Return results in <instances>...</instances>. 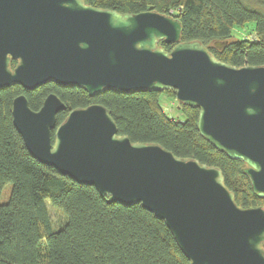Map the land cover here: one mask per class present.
<instances>
[{"label":"water","instance_id":"1","mask_svg":"<svg viewBox=\"0 0 264 264\" xmlns=\"http://www.w3.org/2000/svg\"><path fill=\"white\" fill-rule=\"evenodd\" d=\"M182 31L177 17L156 10L0 0V89L49 81L91 95L174 89L180 103L200 107V133L243 160L252 190L264 197V65L219 60L199 40L180 41ZM160 40L176 44L168 51ZM65 107L53 92L38 110L25 94L14 98V125L37 160L109 202H140L165 221L191 264H264V206H239L219 167L131 141L100 103L73 108L57 125Z\"/></svg>","mask_w":264,"mask_h":264},{"label":"trees","instance_id":"2","mask_svg":"<svg viewBox=\"0 0 264 264\" xmlns=\"http://www.w3.org/2000/svg\"><path fill=\"white\" fill-rule=\"evenodd\" d=\"M85 2L121 13L156 10L173 15L183 26L180 41L199 40L216 58L236 66L264 65V0ZM249 23H253L249 33H254V39L234 34L235 27ZM216 41L226 43L219 47ZM175 44L159 42L168 51ZM17 63L13 59L11 68ZM52 92L66 105L57 114V125L73 108L103 104L119 134L133 142H155L176 156L217 166L239 206H264V198L252 190L247 164L218 150L200 133V107L180 103L184 119L165 112L161 95L176 99L174 89H108L91 95L79 86L54 81L33 90L13 83L0 89V264H191L165 221L140 202H109L94 186L61 174L30 153L13 122V100L25 94L29 106L38 110ZM51 137L54 142L55 129ZM8 183V199L1 201Z\"/></svg>","mask_w":264,"mask_h":264},{"label":"rangeland","instance_id":"3","mask_svg":"<svg viewBox=\"0 0 264 264\" xmlns=\"http://www.w3.org/2000/svg\"><path fill=\"white\" fill-rule=\"evenodd\" d=\"M253 26V23H249L247 25H245L244 27H235L234 29V34H237L243 38H248V39H254V33H249L250 27ZM179 104L180 102L177 99H173L172 97H168L165 94L161 95V105L163 107V109L165 110V112H167L171 117L174 118H181L184 119V116L182 114V112L180 111L179 108ZM11 189V183H8L2 192L1 195V201H6L8 199V195ZM49 205H50V201L48 200ZM51 215L53 216V218H56V213L55 211L51 208L50 210Z\"/></svg>","mask_w":264,"mask_h":264},{"label":"flooded vegetation","instance_id":"4","mask_svg":"<svg viewBox=\"0 0 264 264\" xmlns=\"http://www.w3.org/2000/svg\"><path fill=\"white\" fill-rule=\"evenodd\" d=\"M264 198V197H263Z\"/></svg>","mask_w":264,"mask_h":264}]
</instances>
